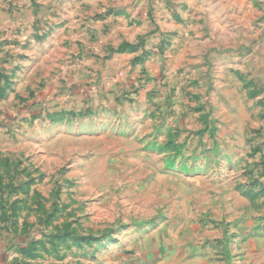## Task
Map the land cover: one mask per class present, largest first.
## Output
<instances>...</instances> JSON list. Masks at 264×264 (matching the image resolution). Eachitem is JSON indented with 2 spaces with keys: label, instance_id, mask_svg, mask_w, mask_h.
<instances>
[{
  "label": "rangeland",
  "instance_id": "1",
  "mask_svg": "<svg viewBox=\"0 0 264 264\" xmlns=\"http://www.w3.org/2000/svg\"><path fill=\"white\" fill-rule=\"evenodd\" d=\"M0 264H264V0H0Z\"/></svg>",
  "mask_w": 264,
  "mask_h": 264
},
{
  "label": "trees",
  "instance_id": "2",
  "mask_svg": "<svg viewBox=\"0 0 264 264\" xmlns=\"http://www.w3.org/2000/svg\"><path fill=\"white\" fill-rule=\"evenodd\" d=\"M128 46H130L129 44H125L123 47H128Z\"/></svg>",
  "mask_w": 264,
  "mask_h": 264
}]
</instances>
